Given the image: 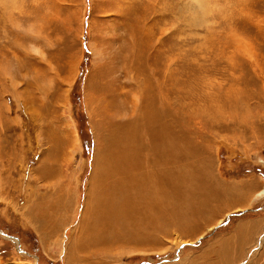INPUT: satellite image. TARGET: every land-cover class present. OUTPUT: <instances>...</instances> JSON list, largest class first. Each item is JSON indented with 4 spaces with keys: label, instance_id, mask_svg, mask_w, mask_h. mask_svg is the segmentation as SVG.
Masks as SVG:
<instances>
[{
    "label": "rangeland",
    "instance_id": "374dc122",
    "mask_svg": "<svg viewBox=\"0 0 264 264\" xmlns=\"http://www.w3.org/2000/svg\"><path fill=\"white\" fill-rule=\"evenodd\" d=\"M263 190L264 0H0V264H264Z\"/></svg>",
    "mask_w": 264,
    "mask_h": 264
},
{
    "label": "bare ground",
    "instance_id": "6f19581e",
    "mask_svg": "<svg viewBox=\"0 0 264 264\" xmlns=\"http://www.w3.org/2000/svg\"><path fill=\"white\" fill-rule=\"evenodd\" d=\"M262 195H264V190L262 192H260L259 194H257V196H262Z\"/></svg>",
    "mask_w": 264,
    "mask_h": 264
}]
</instances>
